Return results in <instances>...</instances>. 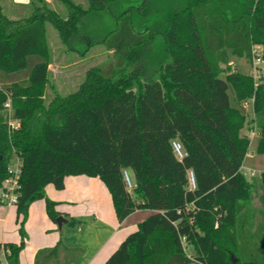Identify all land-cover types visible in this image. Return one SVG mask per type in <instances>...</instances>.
Listing matches in <instances>:
<instances>
[{
	"label": "trees",
	"instance_id": "1",
	"mask_svg": "<svg viewBox=\"0 0 264 264\" xmlns=\"http://www.w3.org/2000/svg\"><path fill=\"white\" fill-rule=\"evenodd\" d=\"M52 1L30 0L29 15L15 17L0 4V68L17 71L30 54L43 57L28 84L15 81L0 90V204L13 151L23 158L16 204L21 241L0 242V262L4 251L9 264H20L34 201L44 199L57 221V202L46 186L61 190L66 176L83 174L105 183L120 221L148 211L103 264H264V170L250 178L243 168L252 141L243 132L244 102L252 101L255 151L264 154V81L256 84L252 73L232 62L251 61L254 44L264 49V0H144L143 14L163 20L158 70L147 79L115 77L150 39L130 18L106 39L116 57L114 75L91 68L76 90L61 94L53 88L51 95L48 24L67 42L88 13L109 4ZM8 95L19 120L13 132L4 109ZM176 139L185 148L183 158L174 151ZM82 255L59 241L39 250L36 264L78 263Z\"/></svg>",
	"mask_w": 264,
	"mask_h": 264
},
{
	"label": "rangeland",
	"instance_id": "2",
	"mask_svg": "<svg viewBox=\"0 0 264 264\" xmlns=\"http://www.w3.org/2000/svg\"><path fill=\"white\" fill-rule=\"evenodd\" d=\"M30 0L19 3L16 0H0V4L6 7L11 16L23 12L29 15L31 10ZM52 1V0H49ZM82 2L84 0H76ZM109 0V4L103 11H93L83 18L81 31L69 41L64 42L55 26L48 24V44L51 50L50 61V82L48 93L52 95L53 88L61 94H68L78 88L86 77V72L91 68H99L105 74L114 75L116 57L114 51L106 45V39L113 30L121 28L130 18L135 21L137 30L149 33V41L135 48L130 56L128 66H124V73H117L115 77L121 75H132L131 77L147 79L149 74H153L160 66V56L164 43L163 20L157 17V13L152 12L148 17L143 14L144 0ZM159 4L164 0H156ZM52 6L61 13H64L63 5L57 1L51 2ZM139 8V9H138ZM139 10V12H138ZM43 60L39 54H30L27 57L26 67L23 69L7 72L0 68V88L6 89L15 81L23 84L29 83V76L34 65ZM233 68L244 73H251L250 60L246 57H236L232 60ZM264 80V78H263ZM233 104L235 101V90L230 89ZM252 101L244 102L243 110L248 115V121L243 132L248 133L251 139L250 149L244 161V170L250 178L259 177L264 170V154L255 151L258 139V129H256ZM254 172V174H252ZM258 204V201H255ZM190 251V250H189ZM235 255V254H234Z\"/></svg>",
	"mask_w": 264,
	"mask_h": 264
},
{
	"label": "crops",
	"instance_id": "3",
	"mask_svg": "<svg viewBox=\"0 0 264 264\" xmlns=\"http://www.w3.org/2000/svg\"><path fill=\"white\" fill-rule=\"evenodd\" d=\"M46 192L57 202L60 215L69 221L60 229L57 221L49 217L45 200L34 201L25 224L28 238L20 252V264H36L38 251L55 247L59 241L68 249L83 250L80 262L67 264H103L128 234L138 228L140 218L148 212L137 210L120 221L112 194L99 177L69 175L64 189L49 184ZM17 217L16 205L0 204V242L21 241ZM72 219L76 221L74 224L70 222Z\"/></svg>",
	"mask_w": 264,
	"mask_h": 264
},
{
	"label": "built area",
	"instance_id": "4",
	"mask_svg": "<svg viewBox=\"0 0 264 264\" xmlns=\"http://www.w3.org/2000/svg\"><path fill=\"white\" fill-rule=\"evenodd\" d=\"M258 0H255L257 2ZM252 57H251V67H252V75L255 78L256 84H259L261 81H264V49L263 46L260 44H254L252 46ZM0 90L5 91V89L0 88ZM5 115L8 122V127L10 132L17 129L19 127V120L14 117V108L12 105V99L8 95V99L4 104ZM173 147L176 155L179 158H183L186 155L185 148H183L182 143L179 140L173 141ZM23 166V158L19 152L16 150L13 151V155L9 165V172L10 175L6 180L5 187L1 193V198L3 203L8 205H16L19 200V189L20 183L19 178L22 172ZM244 168V166H243ZM248 175V173L245 171ZM254 174V172H252ZM125 179L130 189L134 188L136 184L132 180L128 171H124ZM189 181L191 184V188H196V179L194 172L192 170L189 171ZM2 260L0 264H9L4 251L1 253Z\"/></svg>",
	"mask_w": 264,
	"mask_h": 264
},
{
	"label": "water",
	"instance_id": "5",
	"mask_svg": "<svg viewBox=\"0 0 264 264\" xmlns=\"http://www.w3.org/2000/svg\"><path fill=\"white\" fill-rule=\"evenodd\" d=\"M69 220L63 216V215H59L57 217V223H58V227L61 229L63 227V224L68 222Z\"/></svg>",
	"mask_w": 264,
	"mask_h": 264
}]
</instances>
